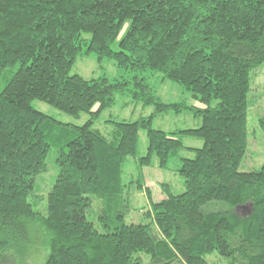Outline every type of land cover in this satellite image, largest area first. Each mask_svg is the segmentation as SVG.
Returning <instances> with one entry per match:
<instances>
[{
  "label": "trees",
  "instance_id": "trees-1",
  "mask_svg": "<svg viewBox=\"0 0 264 264\" xmlns=\"http://www.w3.org/2000/svg\"><path fill=\"white\" fill-rule=\"evenodd\" d=\"M84 41L86 54L113 59L129 77L71 73ZM263 61L264 0H0V264H25L40 244L45 264H143L140 252L147 264H212L214 252L230 264H264V162L240 170L251 70ZM146 71L179 83L194 102L163 100ZM126 93L153 111L112 120L106 136L95 121ZM35 99L89 118L64 124ZM184 110L200 125L153 126L155 116ZM258 124L264 131V115ZM141 129L147 153L137 156ZM184 136L204 143L186 146ZM53 148L59 172L43 214L31 200ZM186 148L195 155L181 158L185 190L164 182L166 196L155 201L144 167L155 157L166 168ZM131 156L141 173L134 187L148 198L145 222H126ZM92 195L102 199V229L87 216Z\"/></svg>",
  "mask_w": 264,
  "mask_h": 264
},
{
  "label": "rangeland",
  "instance_id": "rangeland-1",
  "mask_svg": "<svg viewBox=\"0 0 264 264\" xmlns=\"http://www.w3.org/2000/svg\"><path fill=\"white\" fill-rule=\"evenodd\" d=\"M127 25L124 26L122 32L125 31ZM83 38H90L89 33H83ZM85 41L83 42V51L79 54L71 73H79L84 77L98 78L106 76L110 80L128 76L129 73L120 68L116 62L111 58H104L99 60L95 53L86 54ZM147 77L148 82L154 88L156 93L168 102H186L191 104L194 102L191 92L185 90L179 83L169 79H164L160 72L146 71L143 74ZM4 82L0 85L3 87ZM32 105L63 122L64 124L81 125L88 118L89 114L82 113L79 117L73 116L65 111H62L55 106L35 99ZM249 115H248V138L249 146L247 152L240 165L241 171H251L261 168L264 162V131L258 124V118L264 115V61L256 68L251 70V90L249 92ZM153 111V106L143 105L141 102L133 100L131 94H117L116 102L113 106L107 108L102 112L100 117L95 121L94 127L102 131L106 136H109L113 130L112 120H136L140 116L150 115ZM201 123L200 118L195 117L190 110H184L181 113L173 111L162 113L153 119V126L155 128L163 129L168 132L177 131L179 129L197 127ZM183 141L186 146L201 147L204 141L201 138L184 136ZM148 137L145 129L139 132V145L137 156H143L147 153ZM194 151L191 149H183L181 153L170 159L166 168H161L157 164V160L153 158V164L144 167L143 174L145 181L150 185L152 190V197L155 201L165 197L162 190V183L168 182L172 184V190L178 194L185 190L184 178L179 173L178 169L182 164V157H193ZM56 152L53 148L48 155L47 165L48 169L40 173L36 177L35 193L38 196L36 199L32 198L31 202L34 208L43 214L47 213L48 208V192L54 185L59 169L56 164ZM137 160L134 157H129L124 166V178L126 182L133 180L132 187V202L130 203V210L126 215V222H145L148 221L142 214V207L147 206L148 198L144 192H139L134 186L138 183L141 177L139 168L137 167ZM92 203L89 207L87 216L89 220L96 221L97 227L102 229L99 224V215L102 211V199L95 195L91 196ZM249 208H239V213L248 212ZM35 254L26 260L27 264H45L48 253V248L43 244L35 248ZM144 263L147 264L149 255L139 253ZM206 258L212 264H230L228 257L222 256L217 252L209 254ZM25 263V264H26Z\"/></svg>",
  "mask_w": 264,
  "mask_h": 264
},
{
  "label": "crops",
  "instance_id": "crops-1",
  "mask_svg": "<svg viewBox=\"0 0 264 264\" xmlns=\"http://www.w3.org/2000/svg\"><path fill=\"white\" fill-rule=\"evenodd\" d=\"M146 186H150V185L147 183V181H146Z\"/></svg>",
  "mask_w": 264,
  "mask_h": 264
}]
</instances>
